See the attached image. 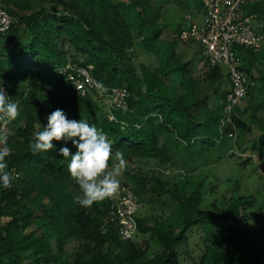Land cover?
<instances>
[{
  "label": "trees",
  "instance_id": "trees-1",
  "mask_svg": "<svg viewBox=\"0 0 264 264\" xmlns=\"http://www.w3.org/2000/svg\"><path fill=\"white\" fill-rule=\"evenodd\" d=\"M40 1L38 10L31 0L0 3L17 17L0 34V86L19 101L20 111L6 129L0 122V136L7 137L0 149H10L15 177L11 188H0V264H264V197L231 195L224 207L227 197L218 201L216 196L219 179L186 193L166 187L154 171L178 161L197 163L200 156L207 164L214 160L212 150L226 155L221 127L230 75L212 65L196 42L198 51L189 53V42L162 38L165 13L155 0ZM248 12L264 31V0ZM234 49L239 66L254 81L242 101L252 93L248 104L256 105L253 121L262 132L255 144L264 156V101L256 102L264 86L253 93L264 77L251 74V61L242 60L256 50ZM69 64L92 67L106 88L126 86L128 107L107 108L104 95L78 91L63 71ZM242 101L226 111L239 127L252 129L237 114ZM56 108L107 133L113 152H122L138 168L127 176L141 201L152 184L157 196L173 197L179 232L137 215L138 234L160 243L154 254L142 240H125L108 224L110 197L89 208L76 202L79 186L58 149L32 153L35 133ZM230 131L236 139L238 128ZM231 181L226 182L238 186Z\"/></svg>",
  "mask_w": 264,
  "mask_h": 264
},
{
  "label": "rangeland",
  "instance_id": "rangeland-1",
  "mask_svg": "<svg viewBox=\"0 0 264 264\" xmlns=\"http://www.w3.org/2000/svg\"><path fill=\"white\" fill-rule=\"evenodd\" d=\"M260 0H249L247 3V9L252 4L259 3ZM167 2V3H166ZM1 4H4V0H0ZM158 6H161L162 11L165 14L161 16V23L165 25L166 29L162 35L164 39L176 40L179 39L180 25L190 26L193 22V18H198L205 13V6L202 0H155ZM31 4L34 10H38L42 6L40 0H31ZM201 4V6H200ZM260 4L257 5V10L260 9ZM31 10H27L26 13H30ZM190 16L185 19L186 15ZM200 20V19H199ZM257 21H255L256 23ZM258 23V22H257ZM177 29V30H176ZM189 53L198 51V45L194 42L187 43ZM244 51V50H243ZM200 56V54H199ZM241 59V58H240ZM244 61L250 60L252 67L251 74L255 77H264V41L259 50L254 51L253 54L246 56ZM244 63V62H243ZM224 75L228 73V66L226 64H220ZM264 86V79L262 83L258 81V89L260 90ZM252 93L242 101L237 114H240L242 119L251 122L252 129L241 128L237 125L236 120H233V116L229 115L225 108H223L222 119V131L223 137L227 140L224 142V149L226 155L222 157L224 153H221V157H218V153L212 150L208 155L207 164L198 158L197 163L186 162L182 164L178 161L176 164L168 165L167 167H157L154 169L155 174L158 175L162 182L167 184L166 187L177 189L179 192L191 193L199 183L201 188L205 190L210 181L220 180V184L217 186L216 194L218 199L222 200L223 196L228 199L231 195L251 194L254 193L258 197H264V156L259 152L258 146L255 141H260L262 132L258 129L257 122L253 121V114L255 112L256 105H249L248 101ZM217 98H215L216 100ZM219 99V98H218ZM213 101V100H212ZM221 105H224L221 100ZM264 101V92L261 95H256V102ZM218 102V101H217ZM107 108H109L108 102L101 101ZM226 105V104H225ZM234 114V113H233ZM229 117L231 118L229 120ZM238 128V135L236 139H232L228 136V132L234 128ZM6 129V128H5ZM2 133V132H0ZM138 170L136 166L126 161V165L122 170L120 176V183H130V179L127 176V172L130 170ZM232 178L231 183H237V187H233V184L226 181ZM153 185V184H152ZM150 186L146 192H144V198L142 199L143 205L138 210V217L149 218L150 220L156 219L159 226L165 228L176 227V231L179 232V217L176 212V202L171 195L164 194L162 197L157 196V193ZM230 205V200H225L224 207ZM136 240H142L148 246V254H154L160 249V243L149 235L137 234Z\"/></svg>",
  "mask_w": 264,
  "mask_h": 264
},
{
  "label": "built area",
  "instance_id": "built-area-1",
  "mask_svg": "<svg viewBox=\"0 0 264 264\" xmlns=\"http://www.w3.org/2000/svg\"><path fill=\"white\" fill-rule=\"evenodd\" d=\"M202 1L205 6L204 21L193 20L190 26L183 27L179 39L184 42H196L212 65L223 63L228 66L232 89L228 94L226 110L230 113L235 106L240 105L254 84L250 76L239 66L234 47L260 49L264 41V31L259 29L257 22L255 23V15L246 10L249 0ZM15 23L17 17L0 4V34L8 32ZM91 69L92 67L69 64L63 71L81 93L97 92L106 97L105 100L110 107L126 109L130 98L128 88L117 86L97 90L95 82L101 81L93 75ZM4 88L7 90L6 86ZM6 127L7 123H3L2 129ZM230 135L235 134L231 132ZM142 205L143 202L135 194L130 183H120L119 189L110 197L107 222L116 225L121 238L136 239L137 212ZM108 224H103L104 232L108 231Z\"/></svg>",
  "mask_w": 264,
  "mask_h": 264
},
{
  "label": "clouds",
  "instance_id": "clouds-1",
  "mask_svg": "<svg viewBox=\"0 0 264 264\" xmlns=\"http://www.w3.org/2000/svg\"><path fill=\"white\" fill-rule=\"evenodd\" d=\"M95 88L103 90L105 85L97 81ZM19 114V101L10 99L4 86H0V122L15 121ZM46 119V125L35 133V139L29 145L32 153L58 149L57 154L68 160V172L79 186L80 194L76 196V202L81 207L89 208L111 197L120 187L119 178L126 160L122 152H113L107 133L85 119L69 118L62 108H56ZM231 132L235 135L231 136ZM230 133V137L236 136L234 131ZM6 142L7 137L0 136V144ZM10 154V149H0V188L3 189L11 188L15 179L9 170L7 158Z\"/></svg>",
  "mask_w": 264,
  "mask_h": 264
},
{
  "label": "crops",
  "instance_id": "crops-1",
  "mask_svg": "<svg viewBox=\"0 0 264 264\" xmlns=\"http://www.w3.org/2000/svg\"><path fill=\"white\" fill-rule=\"evenodd\" d=\"M204 19H205V13L202 16H199L198 18H195V19L193 18V20H196L198 22H202V21H204Z\"/></svg>",
  "mask_w": 264,
  "mask_h": 264
}]
</instances>
